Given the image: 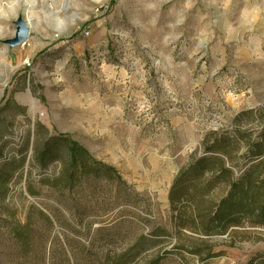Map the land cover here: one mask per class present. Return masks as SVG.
<instances>
[{"label":"rangeland","instance_id":"rangeland-1","mask_svg":"<svg viewBox=\"0 0 264 264\" xmlns=\"http://www.w3.org/2000/svg\"><path fill=\"white\" fill-rule=\"evenodd\" d=\"M18 18L30 34L14 46ZM7 101L0 142L25 164L0 198V264H264L249 186L264 0H0ZM57 136L116 176L70 179L63 145L41 168ZM232 183L250 208L217 219Z\"/></svg>","mask_w":264,"mask_h":264},{"label":"trees","instance_id":"trees-1","mask_svg":"<svg viewBox=\"0 0 264 264\" xmlns=\"http://www.w3.org/2000/svg\"><path fill=\"white\" fill-rule=\"evenodd\" d=\"M12 105L10 101H7L5 103V106L3 109H0V111H4L6 109H11ZM2 130L0 129V132ZM31 137H26V147L27 143ZM259 142L251 148V157L252 159H256L255 157L260 156L262 153V146L264 144V133L260 135ZM60 145H63L66 147L67 157L68 160L67 166L65 167V171L68 173L69 178L72 179L73 175L79 174L81 171H95L96 173H102L106 176L113 178L116 176L115 171L111 167H107L105 165H102L100 163H96L94 161H90V164L87 162H82L81 160L89 159V156L87 152L79 146L77 143L71 141L67 137L63 136H57V137H46L43 141L42 147L38 149V151L35 153V158L38 161V164L41 168L48 167L49 163L57 157L58 152L57 147H60ZM4 144L0 142V198L3 197L7 193L6 186L8 183H10L15 174L16 170L19 168L22 169L24 166V162L21 160H15L13 158H8L4 154ZM261 166L259 164L252 165L250 167V170L253 169H259ZM223 170V169H222ZM249 170V171H250ZM223 172H226V170H223ZM252 172V171H250ZM259 173V171H258ZM249 186L255 185L258 189H263L264 191V171L261 173L259 177L255 178V181L253 182L251 179L249 180ZM248 196V198H247ZM248 199V200H247ZM249 200L250 197L247 193V191L241 189V187L237 183L231 184V190L229 191L228 195L224 199V201L221 203L219 209H218V215L217 219H222L223 217L232 215V212H235L237 210H242L249 207ZM257 200V201H255ZM258 200L261 202L257 215L259 217H264V193L255 196V198H252V202L255 204L258 202ZM225 228V227H224Z\"/></svg>","mask_w":264,"mask_h":264},{"label":"water","instance_id":"water-1","mask_svg":"<svg viewBox=\"0 0 264 264\" xmlns=\"http://www.w3.org/2000/svg\"><path fill=\"white\" fill-rule=\"evenodd\" d=\"M16 29L14 32V37L9 41L11 45L18 46L25 42V40L29 37L30 31L29 27L18 18L15 22Z\"/></svg>","mask_w":264,"mask_h":264},{"label":"bare ground","instance_id":"bare-ground-1","mask_svg":"<svg viewBox=\"0 0 264 264\" xmlns=\"http://www.w3.org/2000/svg\"><path fill=\"white\" fill-rule=\"evenodd\" d=\"M28 26V25H27ZM29 27V26H28Z\"/></svg>","mask_w":264,"mask_h":264}]
</instances>
